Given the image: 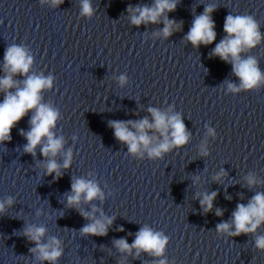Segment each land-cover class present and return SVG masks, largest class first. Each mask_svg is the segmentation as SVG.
Returning a JSON list of instances; mask_svg holds the SVG:
<instances>
[{
  "label": "clouds",
  "instance_id": "obj_1",
  "mask_svg": "<svg viewBox=\"0 0 264 264\" xmlns=\"http://www.w3.org/2000/svg\"><path fill=\"white\" fill-rule=\"evenodd\" d=\"M63 0H52L53 5H59ZM176 0H155V3L149 6H129V18L133 25L140 26L148 23H158L160 18L166 12H172L176 9ZM215 11L213 6L205 7L204 13L196 16L186 39L194 47L200 45H211L215 42L217 33L215 23L211 17V13ZM93 9L90 0H81V14L91 16ZM176 22L164 19V27L161 30L165 38L172 35ZM223 30L225 37L217 43L212 50L211 55L219 57L221 60L231 63L232 70L236 77L240 80L237 87L232 83H228V89L238 92L241 89L249 90L258 87L264 82V73H261L257 60L248 56L242 58L241 53L254 48L260 43L262 37L259 31V25L250 15L233 16L228 15L225 18ZM33 59L28 55L24 47L12 45L9 46L4 54V76L0 77V92L4 93V100L0 103V143L11 139V131L15 125L21 121L29 112L33 115L29 121L30 130L26 133L21 131L27 144L24 146V152L35 156L37 146L42 145L41 155L47 159L46 174H56V178L62 174L61 165L57 163L55 157L62 151L64 145L63 137H56L53 129L59 116L57 110L48 104L42 103L41 92L44 89L52 87V77H44L43 75H28ZM26 76L20 83L13 79L15 75ZM125 77H120L123 84ZM15 88L13 93L10 89ZM152 121L147 117L138 121H111L110 127L114 129L115 137L128 145V150L135 154L141 148L148 152L150 157H160L162 153L167 152L173 146H183L188 140L186 126L179 114L169 115L155 108H149ZM149 131L154 134L159 133V137L149 135ZM211 131V130H210ZM159 142L153 146V140ZM202 154H207L205 148H201ZM72 151L69 149L64 156L63 165L67 169L71 165ZM223 172L218 174L214 179L219 181ZM198 179V178H197ZM247 185L251 188L258 181L252 175L246 177ZM217 196V192L204 193L200 200L201 207L204 211L210 212L213 208V201ZM85 203H89L94 199H103V193L99 186L92 180L85 178H73L71 184V193L67 194V204L69 207H76L79 211L81 199ZM12 199L7 201L8 205L12 204ZM5 202H0V214L4 212ZM98 209L93 208V213ZM80 214L85 219L92 220L86 224L81 232L95 236L107 235L108 227L112 224V218L104 217L101 214L100 219L94 218L89 213L81 211ZM217 216H222L221 209L216 210ZM264 223V193H257L252 199L245 204H238L236 210L232 213L231 222H221L216 225L217 232L227 233L230 236H239L241 234L255 233L258 227ZM234 229V231H233ZM123 231V229H120ZM46 229L43 226H29L25 229L24 235L29 241L35 243V248L30 249L34 254L38 253L37 259L47 260L55 264V261L61 256L60 242L55 237L50 238L48 243H42ZM167 237L161 232H154L151 228L144 226L136 234V238L132 244L126 239L114 241V245L122 253H132L136 250V255L140 252H148L155 256L163 254ZM256 247L264 250V236H257ZM160 264H165L161 260Z\"/></svg>",
  "mask_w": 264,
  "mask_h": 264
}]
</instances>
